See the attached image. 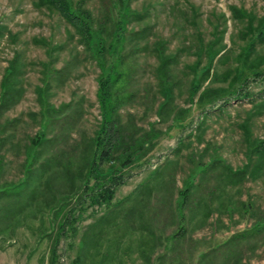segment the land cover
Listing matches in <instances>:
<instances>
[{
  "label": "rangeland",
  "instance_id": "rangeland-1",
  "mask_svg": "<svg viewBox=\"0 0 264 264\" xmlns=\"http://www.w3.org/2000/svg\"><path fill=\"white\" fill-rule=\"evenodd\" d=\"M74 1L83 2L84 8L95 18L102 10V0ZM130 6L133 11H147V14L142 21L131 23L129 30L148 27L150 32L145 40L132 39L126 45V53H133L131 60L137 65L135 83L131 86L136 97L120 110V115L124 122L133 120L144 131L153 127L161 135L141 162L125 170L127 182L117 189L109 206L92 202L86 196L79 204L72 200L75 234L68 229L57 238L50 232L48 212L43 207V195L47 194L43 188L38 192V199H33L35 203L13 222L0 221V264H50L53 249L55 264H190L193 247L212 246L252 223L243 213L244 203L252 204L255 215L264 213V171L255 178L230 183L221 169L216 170L201 180L206 192L198 190L191 196L201 198L205 207L198 209L191 220L190 212H183V225L189 239L175 243L172 250L167 247L165 237L176 232L179 219L170 209L172 221L166 222L168 215L161 214L165 208L159 201L161 196L174 201L199 161L217 158L233 170L241 169L246 163L243 124L247 123L252 140H264V72L241 86L240 93L248 91L251 100L227 99L228 104L222 108V99L198 104L195 103L198 95L193 100L189 98L192 79L207 66L202 49L213 41L217 29L223 34L218 38L217 47L225 46L227 50L214 61L211 73L217 79L204 83L200 91L228 87L222 78L237 66L238 55L246 44L241 36L246 21L234 16L232 8L260 18L264 14V0H131ZM0 26L5 28L0 37V82L15 54L20 56L23 67L19 85L22 96L0 119V124L5 120L15 123L14 128L7 131L14 135V147L6 146L0 152L4 156L0 184H5L17 182L22 176L24 145L39 129L42 109L39 90L44 85L47 69L51 73L45 93L47 102L57 108L70 106L67 112L74 108L81 110L79 122L64 145L70 153L76 146L80 151L85 147L100 121L96 100L99 69L87 57L75 30L57 12L31 0H0ZM43 41L60 49L49 53ZM160 42L164 43L166 55L177 57L170 72L176 80L172 111H181L179 120L183 121L179 125L176 120L172 122V111L163 121L156 113L163 101L154 51ZM263 55L264 45H257L253 56L262 58ZM68 62L71 63L70 74L60 83L53 70L61 69ZM47 154L49 152L44 155ZM152 172L163 173V176L160 180L153 179ZM198 182L200 179L196 177L195 184ZM146 183L152 188L150 194L138 196L134 203H122L119 211L114 209ZM166 183L171 185V195L166 194ZM33 188L35 186L31 185L24 190L19 200L23 202L24 195ZM12 201L2 200L0 206L10 205ZM38 207H42L41 210ZM104 220H110L111 226L93 227ZM99 230L97 242L92 245L90 237ZM253 245L244 252V259L231 264H264L263 242ZM215 261L211 264H217Z\"/></svg>",
  "mask_w": 264,
  "mask_h": 264
},
{
  "label": "trees",
  "instance_id": "trees-1",
  "mask_svg": "<svg viewBox=\"0 0 264 264\" xmlns=\"http://www.w3.org/2000/svg\"><path fill=\"white\" fill-rule=\"evenodd\" d=\"M36 5L57 12L76 32L78 40L83 45L87 57L95 62L99 69L96 78L97 92L96 100L99 106L100 121L93 137L80 151L78 147L73 152L66 150L64 145L70 137V131L79 122L81 110L74 108L67 112L70 106L54 107L47 102L45 93L49 87L51 73L46 71L44 85L39 90L42 109L39 118V129L24 145V159L22 162V176L17 182L0 184V201L13 200L10 205L0 206V221H14L25 210L35 203L39 190L43 188V207L48 212L50 232L56 237L64 235L66 230L76 231L75 212L72 208V200L75 204L82 201L84 196L92 202L102 203L109 206L114 198L117 189L123 186L128 179L126 169L138 164L144 159L155 146V141L161 135L160 132L149 127L148 131L134 124L133 120L124 122L120 110L131 103L136 95L131 91L137 65L134 63L133 53H126V45L132 39L145 40L150 32L148 27L139 31H131L128 26L134 21H142L147 11L139 13L131 9V0H102V10L98 17H94L91 11L84 8L83 2L74 0H31ZM235 16L245 19V30L241 33L246 44L237 58V66L222 78L228 83L223 89H203L202 85L207 81H214L217 78L211 73L215 59L221 52L227 50L220 46L218 38L220 31L216 30V37L202 50L207 57V66L201 70L198 77L192 79L189 89V98L193 100L197 95L195 103L202 104L204 100L214 103L222 99L223 108L228 104L227 99L239 101L242 97L251 100L248 91H242V85L249 80L258 78L264 71L263 57H254L257 45H264V14L256 18L253 14L244 10L232 8ZM0 26V37L3 30ZM43 45L52 53L58 47H53L50 42L43 41ZM164 43H157L154 51L158 59L156 77L159 92L163 101L157 107V115L167 118L171 113L174 104L173 88L176 84L170 67L177 63V57L166 55L163 50ZM18 53L2 76L0 82V119L5 112L14 106L22 96L20 77L22 76V65ZM71 64V63H70ZM69 62L59 70H53L60 83L70 74ZM52 71V72H53ZM214 76V77H213ZM240 93V94H239ZM225 96H230L226 98ZM239 98V99H238ZM221 107L219 110H222ZM173 123L182 124L179 120L180 112L172 111ZM176 120V121H175ZM249 122V121H248ZM14 120H5L0 124V152L6 146L14 147L12 132L8 129L14 128ZM242 131L246 139V163L241 169L233 170L223 160L212 158L206 162H197L196 171L188 175L182 189L177 192L174 201L162 197L159 201L164 212L166 222L170 223L169 212L173 209L175 216L179 219V226L175 233L165 237L167 247L174 249L175 243L184 242L187 238L186 226H184L183 212L186 210L191 214L205 205L202 199H192L191 196L198 190L206 192L203 188L204 177L221 169L223 176L230 183L241 182L248 177L255 178L264 171V140H252L249 135L247 123L242 125ZM178 150V149H177ZM176 150V151H177ZM45 152L49 154L44 155ZM4 156L0 153V179L4 168ZM170 165L167 166V169ZM152 178L160 180L163 173L152 172ZM200 182L195 184V178ZM173 180V177L171 176ZM203 182V184L201 183ZM35 186L27 192L25 200H19L24 190ZM171 185L165 184L167 195H171ZM152 188L147 183L137 189L132 197L119 202L114 209L121 210L122 203H134L137 197L142 194H150ZM212 191L210 190L209 193ZM199 197V196H197ZM30 199V200H29ZM34 199V201H33ZM158 201V202H159ZM20 202L18 205L17 203ZM171 205L173 207H171ZM205 207V206H204ZM42 208V207H41ZM41 208L38 207L39 210ZM243 213L252 220V223L243 230L231 234L226 240L204 248H194L190 255V264H211L216 259L217 264H231L238 262L244 256V252L253 248L254 243L264 244V213L255 215L252 204L244 203ZM154 215H158L156 210ZM110 220L102 221L98 226H111ZM98 230V229H97ZM100 230L91 235L90 243L97 242ZM50 237V234H45ZM57 241V240H56ZM252 246V247H251ZM251 247V248H250ZM50 264H55V250ZM244 259V257H243Z\"/></svg>",
  "mask_w": 264,
  "mask_h": 264
}]
</instances>
